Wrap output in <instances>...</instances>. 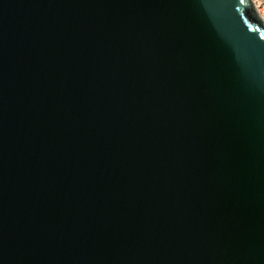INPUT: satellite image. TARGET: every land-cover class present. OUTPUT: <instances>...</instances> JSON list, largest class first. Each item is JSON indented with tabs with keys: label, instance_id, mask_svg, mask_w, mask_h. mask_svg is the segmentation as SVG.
I'll use <instances>...</instances> for the list:
<instances>
[{
	"label": "water",
	"instance_id": "water-1",
	"mask_svg": "<svg viewBox=\"0 0 264 264\" xmlns=\"http://www.w3.org/2000/svg\"><path fill=\"white\" fill-rule=\"evenodd\" d=\"M0 264H264L253 0H0Z\"/></svg>",
	"mask_w": 264,
	"mask_h": 264
},
{
	"label": "built area",
	"instance_id": "built-area-1",
	"mask_svg": "<svg viewBox=\"0 0 264 264\" xmlns=\"http://www.w3.org/2000/svg\"><path fill=\"white\" fill-rule=\"evenodd\" d=\"M261 17L264 19V0H253Z\"/></svg>",
	"mask_w": 264,
	"mask_h": 264
}]
</instances>
